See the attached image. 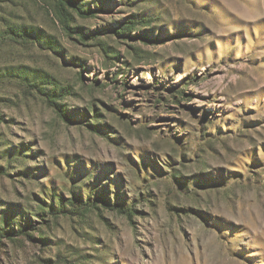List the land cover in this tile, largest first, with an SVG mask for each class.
I'll return each instance as SVG.
<instances>
[{
	"label": "rangeland",
	"instance_id": "1",
	"mask_svg": "<svg viewBox=\"0 0 264 264\" xmlns=\"http://www.w3.org/2000/svg\"><path fill=\"white\" fill-rule=\"evenodd\" d=\"M82 1L0 0V264H264V0Z\"/></svg>",
	"mask_w": 264,
	"mask_h": 264
},
{
	"label": "trees",
	"instance_id": "2",
	"mask_svg": "<svg viewBox=\"0 0 264 264\" xmlns=\"http://www.w3.org/2000/svg\"><path fill=\"white\" fill-rule=\"evenodd\" d=\"M53 10L55 13V16L57 17V20L62 28V30L70 37L73 35L79 37L80 39H86L87 35L85 31H83L81 28L74 27L71 25L72 22V12L77 13L81 17H93L98 10H91L90 8L86 9L83 7V1L82 0H53ZM138 25V22L135 21H129L125 22L121 26L116 27L113 31L116 34H122L126 31H129L133 29L135 26ZM6 37L9 38H19L21 40H29L30 38H34L36 41H39L43 36L40 32H35L32 30H26V29H20L18 31L14 29H8L4 32L0 33V42L6 39ZM50 39L46 38L44 40V43L50 44ZM58 98L55 96L47 98V101L49 105H51L57 115L64 120L65 122H72L73 119L71 115L68 113L66 109H64L58 102ZM0 173L4 174L6 173L1 167H0ZM102 206L106 209L116 211L119 214H124L127 217L132 216V212L130 208H125L121 204H112L109 202V200L105 198H99ZM67 203L71 208L69 210H66L64 213H87L90 211L93 207H95V203H90L85 201L79 196H72L71 198L67 199ZM34 230L35 228L32 227L30 223L26 224L23 229H13L8 232L0 233V238L5 236H11V237H17L21 234H27L26 230ZM28 235V234H27ZM30 238L31 236L28 235ZM1 247V242H0Z\"/></svg>",
	"mask_w": 264,
	"mask_h": 264
}]
</instances>
